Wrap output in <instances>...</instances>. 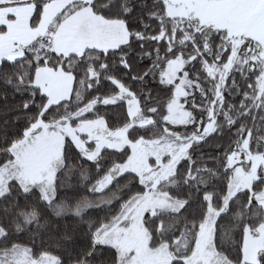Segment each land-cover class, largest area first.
Masks as SVG:
<instances>
[{"label": "snow or ice", "instance_id": "snow-or-ice-1", "mask_svg": "<svg viewBox=\"0 0 264 264\" xmlns=\"http://www.w3.org/2000/svg\"><path fill=\"white\" fill-rule=\"evenodd\" d=\"M0 102V264H264V0H0Z\"/></svg>", "mask_w": 264, "mask_h": 264}, {"label": "trees", "instance_id": "trees-1", "mask_svg": "<svg viewBox=\"0 0 264 264\" xmlns=\"http://www.w3.org/2000/svg\"><path fill=\"white\" fill-rule=\"evenodd\" d=\"M153 88H155V84L151 85ZM2 103V102H0ZM104 109H101V111H103ZM109 115L111 116L112 113L116 110L109 108ZM4 119L3 116H0V122H2V120ZM215 143V141L210 140L209 144L204 145L202 148V151L204 152H212L213 151V147L212 145ZM86 166H91V162H85ZM93 174H94V169L92 170ZM78 173L76 175H73L70 177V183L72 184H76L78 182ZM121 183H123V181H121ZM79 194L80 195H89V193L86 190H79ZM61 196H72L73 195V190L70 188H65L64 190L61 191L60 193ZM104 215V212L98 209H90L89 210V215L85 217V219H97V218H102ZM52 220L53 224L59 223L60 227H61V231H63L64 225L65 223H67V227L68 229L71 230H76L79 231V227H78V221L75 218H70V217H65L63 220H60L59 218H50ZM22 239H28L27 236H22Z\"/></svg>", "mask_w": 264, "mask_h": 264}]
</instances>
